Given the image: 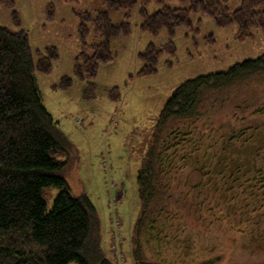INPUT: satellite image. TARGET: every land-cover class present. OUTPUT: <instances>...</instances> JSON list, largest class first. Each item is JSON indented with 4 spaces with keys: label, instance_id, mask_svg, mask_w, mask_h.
<instances>
[{
    "label": "rangeland",
    "instance_id": "rangeland-1",
    "mask_svg": "<svg viewBox=\"0 0 264 264\" xmlns=\"http://www.w3.org/2000/svg\"><path fill=\"white\" fill-rule=\"evenodd\" d=\"M241 1L227 0L226 6L233 11ZM164 5L186 8L189 3L136 0L128 10L108 12L112 24L122 22L128 12L130 32L111 39L112 60L100 64L93 79H80L74 72L81 50L77 14L88 12L96 18L107 11L103 0H13L11 5L0 1V26L25 31L34 61L36 50L56 49L51 70L35 72L36 84L42 103L69 142L58 157L67 161L62 174L73 194H86L94 204L101 248L113 264H134L133 243L138 242L142 254L155 264H264V188L260 186L264 180L221 209L214 200L208 202L205 220L197 221L188 213L170 222L162 241L155 240V232L147 227L137 232L141 211L137 176L172 91L188 79L226 71L237 62L264 54L260 28L252 27L248 37L238 39L234 24L219 27L211 17L198 13H191L190 27L176 28L173 36L165 29L156 34L143 29L141 6L151 14ZM88 26L87 44L100 43L102 37ZM169 42L174 54L167 46L157 57L156 71L140 74L144 65L140 55L148 46L159 49ZM65 76L72 84L60 89L57 85ZM114 87L119 96L109 98ZM231 92L228 96L234 98L214 105L198 128L219 130L223 136L244 129L243 147L264 146V79ZM259 154L255 163L264 169V148ZM184 174L174 185L178 191L187 190ZM57 193V187L43 188L47 211Z\"/></svg>",
    "mask_w": 264,
    "mask_h": 264
},
{
    "label": "trees",
    "instance_id": "trees-1",
    "mask_svg": "<svg viewBox=\"0 0 264 264\" xmlns=\"http://www.w3.org/2000/svg\"><path fill=\"white\" fill-rule=\"evenodd\" d=\"M103 1L107 11L96 18L88 12L77 14L81 50L74 60V72L80 79H93L98 66L112 60L111 39L130 32L128 12L118 24L109 21L108 12L128 10L136 0ZM183 1H188V7L164 5L151 14L141 6L140 26L152 34L165 29L173 36L176 28L190 27L191 13H198L211 17L219 27L234 24L238 39L248 37L252 27L264 33V0H242L233 11L226 6L227 0ZM89 24L102 37L100 43L87 44ZM167 46L174 54L172 42L159 49L149 45L140 55L144 65L139 73H154L157 57ZM33 55L25 31L0 26V264H113L101 248L94 204L86 194H73L62 174L67 161L58 157L69 142L42 103L36 84L35 72L51 70L56 49L36 50V61ZM262 79L264 54L237 62L226 71L188 79L172 91L137 176L141 201L138 233L147 227L155 232V240L162 241L168 236L170 222L188 213L197 221L205 220L208 202L214 200L221 209L264 180V169L255 163L262 143L243 147L244 129L223 136L219 130L207 131L197 125L214 105L234 98L228 96L233 94L230 90ZM71 84V78L65 76L57 86L67 89ZM108 96L117 98V87ZM183 174L187 190L178 191L174 185ZM49 186L57 187L58 193L47 211L42 191ZM260 186L264 188V182ZM134 245V264H155L142 254L139 242Z\"/></svg>",
    "mask_w": 264,
    "mask_h": 264
}]
</instances>
